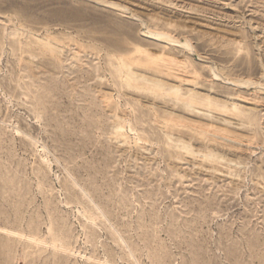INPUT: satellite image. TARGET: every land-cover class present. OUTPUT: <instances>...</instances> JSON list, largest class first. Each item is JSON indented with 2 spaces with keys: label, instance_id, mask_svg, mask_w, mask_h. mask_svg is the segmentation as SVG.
<instances>
[{
  "label": "rangeland",
  "instance_id": "rangeland-1",
  "mask_svg": "<svg viewBox=\"0 0 264 264\" xmlns=\"http://www.w3.org/2000/svg\"><path fill=\"white\" fill-rule=\"evenodd\" d=\"M109 1L0 0V264H264V0Z\"/></svg>",
  "mask_w": 264,
  "mask_h": 264
},
{
  "label": "bare ground",
  "instance_id": "bare-ground-1",
  "mask_svg": "<svg viewBox=\"0 0 264 264\" xmlns=\"http://www.w3.org/2000/svg\"><path fill=\"white\" fill-rule=\"evenodd\" d=\"M96 2L99 3H103V4H108L110 1L109 0H94ZM117 7H120L124 10L127 9V7H124L120 4H113ZM132 16L135 17L136 20L140 21L141 24L144 26L145 28V35H147L150 38H154V39H160L165 41L167 44L169 45H174V46H178L183 48L184 50L188 51L189 53H191V55H194L197 59L201 60V61H210L209 58L200 55L195 46L192 44L191 40L187 37L183 38H179L169 32H164V31H158V30H152L151 28H149L146 23L144 22L143 19H141L137 14L132 13ZM52 45V44H51ZM167 60V59H166ZM212 70H213V75L216 78H221L224 81L235 85V86H239V87H250L253 85H257L260 84L264 87V80L259 79V80H242V79H237V78H230L225 76L215 65V63L212 64Z\"/></svg>",
  "mask_w": 264,
  "mask_h": 264
}]
</instances>
